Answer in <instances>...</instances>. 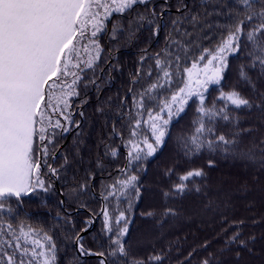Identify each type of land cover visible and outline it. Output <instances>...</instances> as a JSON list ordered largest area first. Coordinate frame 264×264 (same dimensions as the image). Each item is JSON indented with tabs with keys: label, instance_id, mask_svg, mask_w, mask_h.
Returning <instances> with one entry per match:
<instances>
[{
	"label": "snow or ice",
	"instance_id": "obj_1",
	"mask_svg": "<svg viewBox=\"0 0 264 264\" xmlns=\"http://www.w3.org/2000/svg\"><path fill=\"white\" fill-rule=\"evenodd\" d=\"M212 12L235 23L227 26L214 47L193 52L183 39L191 35L184 25H205L188 0H0V264H58L60 248L55 236L24 222L14 226L25 197L43 202L46 196L56 195V183L63 179L77 200L96 198L97 173L85 169L69 182L73 162L62 147L74 133L72 155L79 157L90 92L96 95L97 113L105 114L106 106L112 110L109 139L121 142L119 146L106 143L105 155L116 158L123 147L125 164L110 182L100 181L99 197L104 204L99 215L108 247L86 248L80 232L65 236L76 246V259L92 256L98 264H119L118 258L128 256L124 237L130 221L126 213L139 196L134 170H142L143 162L156 154L173 122L190 106L195 108L191 130L179 138L186 158L207 151L254 159L251 152H237L240 131L221 130L238 129L239 118L234 113L252 108L253 101L236 87L225 91L223 81L228 58L241 52L242 42L249 49V63L241 65L240 79L255 87L249 72L258 68L264 74V0H230L228 4L217 0ZM162 34L164 46L150 52ZM141 37L145 46L136 70L128 74L126 90L122 85L117 99L101 100L116 74H123L120 58L114 54L120 51V40ZM105 38L107 48L102 43ZM213 89L218 92L215 97ZM260 154L264 156V150ZM95 163L102 174L106 170L102 160ZM207 166H214V159L210 157ZM172 174V169L166 172ZM205 176L203 168H189L178 176L171 192H199L196 181ZM59 195H66L63 187ZM113 201L116 208L110 212ZM121 201L127 203L126 210L119 209ZM59 203L63 206L65 201ZM79 207L88 205L81 202ZM95 215L80 231L91 227ZM57 219L70 223L71 214ZM236 243L246 245L239 231L226 240L229 245ZM192 255L188 254L189 264ZM163 261L162 254L148 258V264ZM201 264H213V260L206 257Z\"/></svg>",
	"mask_w": 264,
	"mask_h": 264
},
{
	"label": "trees",
	"instance_id": "obj_2",
	"mask_svg": "<svg viewBox=\"0 0 264 264\" xmlns=\"http://www.w3.org/2000/svg\"><path fill=\"white\" fill-rule=\"evenodd\" d=\"M175 3V0H172ZM190 9L199 13L205 26L185 23L184 27L191 35L183 38L190 43L193 52L201 47H214L223 38L228 25L235 21L228 20L224 14L212 12L217 0H188ZM225 4L230 0H224ZM255 10H259V6ZM206 13H211L205 15ZM242 18V17H241ZM102 43L109 47L105 38ZM145 46L144 39L129 41L121 39L120 51L114 53L123 65V74H116L117 79L110 88L101 93V100L108 96L117 99V90L123 85L126 90L129 73L136 70L141 49ZM164 46V34L151 45L150 52L159 51ZM242 42L241 52L229 56V68L225 72L224 90L231 87L238 88L245 96L253 101L250 109H241L234 113L239 118L237 128H225L224 132L240 131L237 152H251L254 159L248 160L239 156L210 154L201 152L198 156L186 158L179 142L182 135L191 130V122L195 117V108L190 106L179 121H174L171 132L165 143L153 157L142 164V170H134L138 176V199H133V208L126 213L129 219L128 233L124 237L128 256L118 258L119 264H133L134 261H144L155 254L164 256L163 264H189L188 254L193 253L191 264H201V260L211 257L213 264H264V74L257 68L249 75L255 85L252 87L239 77L241 65L249 63L247 51ZM212 97L218 95L211 90ZM91 101L86 108L88 120L84 125V132L79 144V157L72 155L73 136H67L62 142L72 160V168L68 173V181L73 175L82 176L85 169H92L97 173L95 182L96 198L81 197L77 200L70 190V183L60 180L56 183V195H48L43 202L35 197H25L21 211L13 221L30 224L34 229L49 232L56 237L60 251L58 264H98L97 258L76 259L78 253L74 242L65 240V236H72L85 228V221L100 212L102 201L100 181L110 182L117 176V169L125 164V149L120 147V155L116 158L105 155V144L119 146L120 140L109 139L111 127L109 117L112 110L105 107V114L95 111L97 107L96 95L90 92ZM191 103V102H190ZM119 127V124L117 125ZM127 135V133H125ZM214 159V166L208 167L209 158ZM97 159L102 160L106 170L101 174L96 168ZM189 168H203L206 176L198 178L196 184L200 191H186L182 195L171 192L178 176ZM172 169V175L166 172ZM111 173V176H109ZM65 191V209L60 205L59 190ZM169 193V196H165ZM135 193L132 196L135 197ZM86 202L88 207L79 209V204ZM120 210L127 209V203L121 201ZM115 202L109 203V211L114 212ZM168 209L173 212L169 214ZM71 212V222L65 223L57 217ZM150 213V215H149ZM7 219V218H6ZM243 222L242 224L240 222ZM103 219L98 215L95 227L83 237L86 248L99 250L103 244L108 247L107 238L102 232ZM239 231L241 238L246 241L245 246L226 244V240Z\"/></svg>",
	"mask_w": 264,
	"mask_h": 264
},
{
	"label": "water",
	"instance_id": "obj_3",
	"mask_svg": "<svg viewBox=\"0 0 264 264\" xmlns=\"http://www.w3.org/2000/svg\"><path fill=\"white\" fill-rule=\"evenodd\" d=\"M71 134H72V133H71ZM71 134L68 135V138H69V136H71ZM63 146H64V144H62V147H63ZM59 191H60V190H59ZM61 200H64L63 196H61ZM101 201H102V200H101ZM103 204H104V202L102 201V205H101V207L103 206ZM62 207L65 209V206H64V205H63ZM82 210H83L82 208H79V209H77L75 212L82 211ZM68 213H71V212H68ZM98 215H99V213L97 214V216L94 217V223L91 225V227L88 228V230H87L86 232H84V231H81V232H80V235H81L82 237H84L87 233H89L90 231H92V230L94 229ZM91 218H92V215H91ZM86 227H87V226H86ZM74 246H75V244H74ZM75 249H76V246H75ZM87 258H96V257H92V256H90V257H84L83 260H84V259H87Z\"/></svg>",
	"mask_w": 264,
	"mask_h": 264
}]
</instances>
